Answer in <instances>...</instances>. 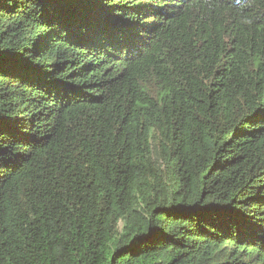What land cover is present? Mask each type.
Returning a JSON list of instances; mask_svg holds the SVG:
<instances>
[{
	"label": "trees",
	"instance_id": "trees-1",
	"mask_svg": "<svg viewBox=\"0 0 264 264\" xmlns=\"http://www.w3.org/2000/svg\"><path fill=\"white\" fill-rule=\"evenodd\" d=\"M0 264H264V0H0Z\"/></svg>",
	"mask_w": 264,
	"mask_h": 264
}]
</instances>
